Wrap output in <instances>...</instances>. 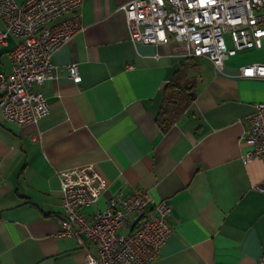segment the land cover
<instances>
[{
  "label": "crops",
  "instance_id": "1",
  "mask_svg": "<svg viewBox=\"0 0 264 264\" xmlns=\"http://www.w3.org/2000/svg\"><path fill=\"white\" fill-rule=\"evenodd\" d=\"M126 1H82L81 27L53 52L51 77L39 87L49 104L44 117L18 125L0 113V264H84L85 251L96 252L83 235L80 244L57 234L64 214L58 172L88 165L107 182L80 210L88 219L110 196L134 188L169 203L172 229L150 264H257L264 160L242 159L241 135L264 102V80L240 76L239 67L263 61L264 51L240 50L216 67L184 56L175 39L134 43L119 9ZM19 41L9 34L0 45V72L10 71ZM72 62L79 82L69 77ZM177 71L194 79L195 94L163 130V88Z\"/></svg>",
  "mask_w": 264,
  "mask_h": 264
},
{
  "label": "built area",
  "instance_id": "2",
  "mask_svg": "<svg viewBox=\"0 0 264 264\" xmlns=\"http://www.w3.org/2000/svg\"><path fill=\"white\" fill-rule=\"evenodd\" d=\"M82 1L0 0V45L9 34L20 38L9 52L10 71L0 72L4 120L22 125L48 113L39 87L51 77L53 52L81 27L77 9ZM119 9L132 42L157 45L175 39L183 45L184 56L205 57L216 67L240 50L264 51V0H128ZM67 12L72 14L56 21ZM67 70L74 82L81 80L75 62ZM239 75L264 80V60L240 66ZM247 121L241 135L247 146L242 159L264 160V102L254 105ZM58 177L64 214L57 234L74 236L80 244L83 235L97 247L95 253L85 251L84 264L151 263L172 229L165 199L154 201L147 190L134 188L127 195L110 196L88 219L80 210L98 200L107 185L104 177L92 165L59 171ZM257 188L264 191V185ZM257 264H264V251Z\"/></svg>",
  "mask_w": 264,
  "mask_h": 264
},
{
  "label": "trees",
  "instance_id": "3",
  "mask_svg": "<svg viewBox=\"0 0 264 264\" xmlns=\"http://www.w3.org/2000/svg\"><path fill=\"white\" fill-rule=\"evenodd\" d=\"M194 89V79H182L177 71L163 88V103L157 122L164 130L183 111L191 100L190 92Z\"/></svg>",
  "mask_w": 264,
  "mask_h": 264
},
{
  "label": "rangeland",
  "instance_id": "4",
  "mask_svg": "<svg viewBox=\"0 0 264 264\" xmlns=\"http://www.w3.org/2000/svg\"><path fill=\"white\" fill-rule=\"evenodd\" d=\"M224 39H225L226 43L229 45L230 38H229L227 33H224Z\"/></svg>",
  "mask_w": 264,
  "mask_h": 264
},
{
  "label": "water",
  "instance_id": "5",
  "mask_svg": "<svg viewBox=\"0 0 264 264\" xmlns=\"http://www.w3.org/2000/svg\"><path fill=\"white\" fill-rule=\"evenodd\" d=\"M190 94H191V97H193L195 93L194 92H190Z\"/></svg>",
  "mask_w": 264,
  "mask_h": 264
}]
</instances>
